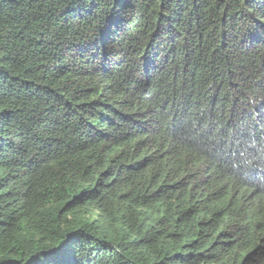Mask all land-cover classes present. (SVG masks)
Masks as SVG:
<instances>
[{"label": "trees", "instance_id": "obj_1", "mask_svg": "<svg viewBox=\"0 0 264 264\" xmlns=\"http://www.w3.org/2000/svg\"><path fill=\"white\" fill-rule=\"evenodd\" d=\"M0 264H264V0H0Z\"/></svg>", "mask_w": 264, "mask_h": 264}]
</instances>
